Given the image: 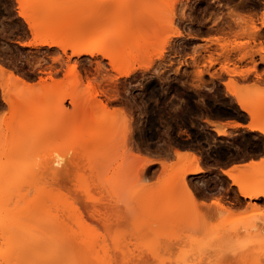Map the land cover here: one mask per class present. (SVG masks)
Segmentation results:
<instances>
[{"label": "rangeland", "instance_id": "obj_1", "mask_svg": "<svg viewBox=\"0 0 264 264\" xmlns=\"http://www.w3.org/2000/svg\"><path fill=\"white\" fill-rule=\"evenodd\" d=\"M22 1L24 8L32 7L34 27L20 32L9 29L0 42V64L33 85L28 88L10 82L16 94L11 103L0 87V264H5L3 238L8 217L39 208L37 199L46 179L50 184L58 182L54 183L62 189L57 194L63 204L74 206L73 211L61 206L63 226L52 242L55 245L69 235L66 232L71 234L68 254L82 249L72 264H261L264 203L261 197L240 195L222 169L264 158V134L222 125L227 134L221 135L201 121L253 120L247 112L235 116L227 110L237 102L225 85L229 78L248 88V98L264 95V57L258 59L256 50L264 44V35L248 48L254 59L240 60V51L231 53L236 64L230 67L245 69L257 64L262 72L258 76L254 70L247 78L220 70L222 49L205 40L215 35L235 38L242 31L241 24L248 25L238 18L248 14L245 9L232 7L226 14L220 11L221 0H106L105 6L83 8L55 5L61 0ZM20 2L0 0V17L16 19ZM230 2L242 4L243 0ZM122 6L124 11L112 16ZM224 6L229 7V0ZM91 23L102 24L94 43L78 41V49L112 50L120 62L113 67L106 60L116 76L100 74L95 66L93 79L68 66L64 46L74 45L79 27ZM177 28L181 35H174ZM163 49V57H157ZM210 55L223 57L208 66L218 71L216 77L206 71ZM86 56L91 65L90 55ZM193 56L206 69L201 79L195 73L198 65H193ZM146 57L154 58V63L144 70L139 63ZM132 65L137 69L122 75ZM208 107L219 112H206ZM257 122L264 125V113ZM149 138L163 143L160 154L143 155L140 145ZM50 147L64 156L66 167L58 171L57 179H43L42 174L37 178V173L31 178L28 163L35 167L38 154ZM176 147L199 149L202 170L183 178L187 161L179 158ZM147 159L158 161L145 165ZM247 176L249 185L258 191L264 186V165ZM37 190L40 198L36 199ZM88 236L97 240L93 252L86 250ZM36 261L31 254L19 264Z\"/></svg>", "mask_w": 264, "mask_h": 264}, {"label": "bare ground", "instance_id": "obj_2", "mask_svg": "<svg viewBox=\"0 0 264 264\" xmlns=\"http://www.w3.org/2000/svg\"><path fill=\"white\" fill-rule=\"evenodd\" d=\"M20 1L18 0V2H20V11L19 12H21V11L24 12L25 15L30 17V19H31L33 17L32 16L33 14L31 13V12H33V11H31L32 7L30 8L28 6V8L27 7L24 8V4L22 3L23 1L22 0H20ZM55 1H58V0H54L53 2L55 3ZM105 2H106V0H61V2H59L58 4H55V5L58 6L61 3V4H67V5L70 4V6L76 7V8L96 7V6L101 7L102 6L101 4L104 5ZM126 2H128V1H126ZM54 3H52V5ZM121 5H123V4H121ZM29 8H30V10H29ZM123 8H124L123 6L119 7L114 12L115 13L116 12H122ZM123 11H124V9H123ZM114 12H113V14H114ZM233 13H234V11H233ZM113 14H112V16H117V13L114 15ZM238 18L241 19L242 21H245L246 23L248 21V25L245 24L248 27L241 24L242 27H240V28H242V31L239 32V30H241V29H239L237 31L239 33H235L236 32L235 31L234 32L235 38L229 39V37L227 38V36L223 37L224 35L223 36H216L215 35L213 37H207V38H205V40H210V43L213 42V43H215L221 47L222 50H221V52L219 51L220 53H218V54L220 56L224 57V58L222 57L224 59V61H223L224 63L221 66L220 70L225 71L228 74L239 75L243 78H247V76L252 72V71H249V69H253V71L254 70L256 71L258 76H261L262 72L260 74V71L258 72V69H256L257 64L253 68L248 67L245 69L244 68L239 69V68H235V67H230V64L233 62L231 59V57L234 56V55L233 56L231 55V53L233 51H240L242 53L240 55L241 57H239L240 60H245V59H247V57L253 58L254 53H250L248 51V48L251 45V41H256V39L258 37H260L259 36L260 33L258 31V26H257V28L254 29L252 21L249 19L248 14H245V15L243 14L242 17H238ZM106 19H108V18L106 17ZM32 20H34V18H32ZM101 25L102 24L91 23V24H87V25H83V26L79 27L80 30H79L78 40H76L77 37L74 38V40H73V41H75L74 45L77 46V47L75 46V49H76L78 55L81 52V49L80 48L78 49V45L81 42L83 43L86 40H91L90 44L94 43V40H93L94 34L97 32L98 29L101 28ZM32 27H34V25H32ZM150 27L152 28V25ZM160 28H162V26ZM160 28L158 27L157 29H160ZM153 29H155V27ZM149 30H151V29H149ZM209 31H210V29H209ZM254 31L256 33L255 35H253ZM145 35L148 36V34H145ZM174 35H177V36L181 35V31L179 29L175 30ZM101 37H104V36H101ZM147 39L148 38H146L145 41H147ZM170 39L171 38L167 39L165 44H168L171 41ZM44 42H47L49 44H54L57 41L56 40H50V41L44 40ZM260 43H262V42L260 41ZM209 44L207 43V44H205V46L206 45L209 46ZM208 46H206L205 49L209 50ZM66 47L64 46V48H66ZM88 49L90 51H89V53H87L85 55H90V57H91L90 59H91V61H93L94 57L91 55V50H93V49L96 50V49L93 47H88ZM164 50L165 49H163V51L159 52L157 54V57L162 58L164 55ZM97 51L103 54V57H102L103 59H109L110 64L113 67H115L120 62V57H116L113 54L112 50L97 49ZM243 51H244V53H243ZM253 52H254V50H253ZM220 56L215 58V57L210 55L207 58L209 64L206 67L213 66L217 61H221ZM253 59H250V60H253ZM192 60H193L192 62H194L193 65H195V64L198 65V61L194 56L192 57ZM76 63H77V65H79V59L76 60ZM153 63H154V58H150V57L149 58H147V57L142 58L140 60V63H139V65H140L139 68L147 70L148 68L153 66L152 65ZM205 63H204V65H206ZM234 63L236 64L235 61L233 62V64ZM68 64H69L68 66L70 68V61L69 60H68ZM129 64H134V63H133V61H130ZM96 69L100 74L104 73L100 69L99 62L96 63ZM136 69H137V67L135 65H132L130 68L123 71L122 75L129 76ZM195 70H196V72H195ZM195 70H193V71L196 74H198L199 75L198 77H200V79H201V76H202V74H204L203 72H205L204 70H206V69L203 70L198 65ZM206 71H208V73L213 77L218 76V74H216V72L218 73V71L212 72V70L211 71L209 70V67H208V70H206ZM10 82H13L14 84H17V85H23L24 87H28V88L33 86L32 84L27 82L24 78H22V76H20L19 74H17L13 70L6 68L4 65L0 64V87L2 89V95H3L4 99L10 103L12 101H14L16 98V94H14V92H12L10 90V87H9ZM181 82H183V81H181ZM225 85H226L228 91L236 98L239 106L245 112H247L248 114H251V117L253 120L251 123H249L252 125V127L249 129L252 131H260V128L264 127V125L259 124L257 121H258L259 116H261L264 113V95H262V96L259 95L257 97L248 98L246 96L248 94V92H247L248 88L245 89L244 87L240 86L237 83V80H235L233 78L232 79L229 78V80L225 82ZM254 85H255V83H254ZM245 91H246V95H245ZM201 114H203V113H201ZM207 122L210 123V125H213L214 129L218 132V134H221V135L227 134L226 129L222 127V124L219 123L217 121V119L216 120H214L213 118L208 119ZM208 123H207V125H208ZM230 124L231 125H239V127H245V125H246L245 123H243L241 121H237V120H232V122ZM262 133L264 134V132H262ZM51 148L52 147L49 148L50 151H48V152H46L48 148L45 149L46 151H44V154L42 152L43 155L38 154L39 160L37 159L36 163H33V165L35 164L34 165L35 167L31 168L29 166L31 164L28 163V165H27L28 168L27 167L26 168L29 170L28 173H31L30 174L31 178L34 177V173H37V176H35L37 178H39L38 177L39 174H42L40 176L41 177L44 176L43 179H45L47 177L50 179H55L56 176L60 173L59 170L63 166L66 167V163L64 164V160H65L64 156L58 151L57 148H55L53 150H51ZM198 150H190V149L184 150V149L178 148V147L175 148L176 154L179 156V158L187 161V162H185L186 164L184 165L186 167V169L183 173V178H185L187 176V174L197 173V172L202 170L201 166L199 165L200 158H202V157H200V155L202 156V154H199V152H197ZM76 154L77 153L75 151L74 157L76 156ZM262 160H264L263 157L259 162H257L256 160H250L249 163L246 162V163L234 164L233 166H231L229 168H223L222 172L231 179L232 183L238 187L240 192H241V184H243L244 191L256 192L254 189V186L249 185L247 175L249 172L254 171L257 167L264 165V163L261 162ZM72 161H73V159H72ZM157 161L158 160H155V159H147L145 161V165H148V164H151V163H154ZM160 162L162 164H165L164 161H160ZM36 166L39 169H37ZM58 171H59V173H58ZM32 174H33V176H32ZM252 176H254V177L256 176L255 178L258 177V175L257 174L254 175V173L252 174ZM41 177H40V179H41ZM233 177H235V181H233ZM47 180L48 179L45 180L46 181L44 183L45 185L43 184L42 188H41V186H38L41 188L40 189L41 190L40 191L41 192V196H40L41 198L38 195L40 193L38 191L39 190L38 189L37 193H36V199H37V197L40 198V199H37V203L38 204L40 203V205H39V208H36L37 210L34 209L35 211H37L35 214H33L34 212H32L34 210L30 211V209H28L25 211L21 210L19 215H14V216L8 217V223H6L7 225L5 226L6 228L4 230V231H6V232H4L6 234L4 235V238H3V244L5 245V248L3 250L4 252L2 251L4 253L3 256H4V263L5 264H19L21 261H23L26 258V256H29L31 254H33L35 256V258H37L36 264H72V262H74L75 260L78 259V253L82 249H77L78 252L76 250L73 251V254L71 256L67 252L68 245L70 244V241H71V234L69 232H66V234H69V235L67 237L65 236L63 239H61V241L59 243H56L55 245H53L54 243L52 244L54 236L57 234V231L63 226V223H62L63 221L60 220V211L64 212V209H62V207L65 208L66 211H73L72 209L74 208V206L71 203L66 202V201H65V204H63V201H62L63 199L60 196L61 194L58 195L59 193L62 192V189L60 192L59 191L60 187H56L58 185L57 184L58 182H55V180L54 181L52 180L53 183L51 182V184H50V182H47ZM48 181H50V180H48ZM31 182H33V180ZM31 182H30V184L29 183L28 184L30 186H33L34 184L31 185ZM54 182L57 184L56 186H55ZM52 187L54 188V190ZM55 187L59 188V189H55ZM32 189H35V186ZM55 190H58V191H56V194L54 195ZM53 191H54V193H53ZM59 197H61V198H59ZM245 197L258 198L260 196L248 195ZM55 198H57V199H55ZM38 200H39V202H38ZM61 202H62V205H60ZM215 204L218 205L219 207L222 206V204L219 201H216ZM51 207H55L56 210L52 211ZM49 227L51 228L50 231H53V233L47 231V228H49ZM68 237H69V239H68ZM96 243H97V240L95 238L89 239V236H88L87 240H85L86 250L88 252H93L96 249ZM1 244H2V242H1Z\"/></svg>", "mask_w": 264, "mask_h": 264}, {"label": "snow or ice", "instance_id": "obj_3", "mask_svg": "<svg viewBox=\"0 0 264 264\" xmlns=\"http://www.w3.org/2000/svg\"><path fill=\"white\" fill-rule=\"evenodd\" d=\"M225 0H221L220 2V11L227 12L232 7H243L245 11L248 13L249 19L252 21L254 29L258 26V31L260 35H264V0H243V3L232 4L229 0V7L226 9ZM215 7V5H213ZM17 17L14 20L9 21L4 17H0V42L5 41V37L9 29H15L16 32H20L21 30H27V28L32 27V21L30 17L26 16L24 12H18L15 14ZM255 31L253 35H255ZM259 51V58L264 57V44L256 49ZM89 49L87 47L82 48L80 54L78 55L75 46L69 45L66 47V55L70 61V68L72 71H79L80 74H86L88 76H93V70L95 69L96 63L99 62L100 69L102 72L110 73L112 76H116L117 73L109 67L108 61L103 59V54L98 52L97 50H91V55L94 57L92 64L89 65L87 63V56L85 54L89 53ZM81 59V64L77 65L76 60ZM261 67H264V63L261 64ZM249 71H253V69H249ZM93 79H96L93 76ZM93 79H90L89 85L93 83ZM99 83V80H96ZM149 87L151 85H148ZM233 127H239V125H233ZM246 128H251V124H246ZM166 130V129H165ZM261 132H264V127L260 128ZM164 145L162 142H158L155 138L146 139L141 143L140 148L142 150L143 155L146 156H155L162 152ZM264 163V160L261 161ZM233 181H235V177H233ZM240 195L248 196V195H257L261 197V202L264 203V186L256 192H246L244 191L243 184H241V192ZM212 203H216V201H212ZM260 216H264V211L260 212ZM261 264H264V260H261Z\"/></svg>", "mask_w": 264, "mask_h": 264}, {"label": "crops", "instance_id": "obj_4", "mask_svg": "<svg viewBox=\"0 0 264 264\" xmlns=\"http://www.w3.org/2000/svg\"><path fill=\"white\" fill-rule=\"evenodd\" d=\"M223 126H225L226 128H228V129H233V130H239V131H245V132H255V131H252V130H250L249 128H246V127H233V125H231V124H229V120H218ZM252 121H251V118L249 117L248 119H246V120H244L243 121V123H245V124H249V123H251ZM206 126L207 127H209L210 129H212V130H214L215 131V129H214V127L212 126V125H210L209 123H208V125L206 124ZM250 160H252V159H249L248 161H246L247 163H249L250 162ZM254 160H256V161H258L259 159H254ZM246 162H241V163H246ZM234 164H238V163H234ZM234 164H228L225 168H229V167H231V166H233ZM240 164V163H239Z\"/></svg>", "mask_w": 264, "mask_h": 264}, {"label": "flooded vegetation", "instance_id": "obj_5", "mask_svg": "<svg viewBox=\"0 0 264 264\" xmlns=\"http://www.w3.org/2000/svg\"><path fill=\"white\" fill-rule=\"evenodd\" d=\"M188 90H192V88H187ZM173 96V95H172ZM170 101V100H169ZM227 110H231V113H233L235 116H240L242 113H244L245 111L239 106V104L236 102L235 107H226ZM211 111L213 114H217L219 112V110L215 107H208L207 109H205L206 112ZM202 111V110H201ZM230 112V111H229ZM213 119H217V118H213ZM227 120V119H224ZM202 122H206L207 118H203L201 119Z\"/></svg>", "mask_w": 264, "mask_h": 264}]
</instances>
